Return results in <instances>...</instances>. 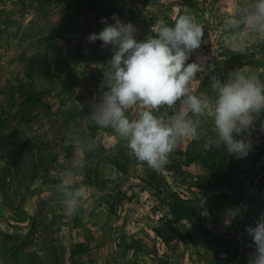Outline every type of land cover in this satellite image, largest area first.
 Instances as JSON below:
<instances>
[{"label": "rangeland", "instance_id": "rangeland-1", "mask_svg": "<svg viewBox=\"0 0 264 264\" xmlns=\"http://www.w3.org/2000/svg\"><path fill=\"white\" fill-rule=\"evenodd\" d=\"M65 1L0 0V120L7 118L0 124V264H191L189 239L165 245L153 231L168 207L160 201L165 193L158 197L140 179L144 164L134 161L114 133L89 130L83 117L90 111L85 102L99 95L103 70L111 57V46L102 48L100 40L92 43L86 37L103 28L101 17L114 21L106 8L99 15L92 11L68 14ZM111 6L131 10L119 18L137 27V39L154 35L160 17L169 24L180 14L200 21L205 42L191 60L207 57L196 81L201 92L211 95L213 75L224 79L240 67L264 79V41L250 42L244 54L227 46L224 21L231 13V0H113ZM53 27L60 35L48 39ZM13 99L22 103L12 106ZM72 127L97 143L92 163L97 174L92 176L105 178L107 185L100 190L84 181L85 171L78 175L84 189L82 205L69 216L54 186L74 154L84 155L68 139ZM204 127L208 136L202 143L210 146L211 120ZM251 139L258 148L247 155L243 176H249L240 181L243 196L236 195L239 202L231 207L218 195L220 188L188 187L194 176L205 171L198 162L183 165L189 172L186 175L165 167L161 170L173 189L199 200L204 223L220 236V251L229 243L231 250H238L240 264H247V255L254 250L248 247L252 240L246 226H254L264 213V131L253 130ZM189 141H181L176 150L185 149ZM261 147V155L253 158ZM121 150L133 158L126 174L110 162ZM24 237L29 238L25 247L16 249ZM79 242L80 252L71 257L70 245ZM14 249L17 252L12 253ZM194 249V264H204L217 252V245L202 237Z\"/></svg>", "mask_w": 264, "mask_h": 264}, {"label": "clouds", "instance_id": "clouds-1", "mask_svg": "<svg viewBox=\"0 0 264 264\" xmlns=\"http://www.w3.org/2000/svg\"><path fill=\"white\" fill-rule=\"evenodd\" d=\"M111 20L114 23L101 17L103 28L86 37L93 43L100 40L102 48L111 46L99 95L85 102L90 110L84 114L86 124L112 130L138 162L154 171L170 163V155L181 141L207 137L204 125L208 120L214 133L210 146L220 149L224 145L228 154L246 158L253 147L251 132L257 121L264 131V79L240 67L224 79L213 75L211 95L201 92L196 81L207 57L198 55L191 60V56L205 42L202 23L190 14L178 15L172 24L160 17L154 35L137 39L133 23L116 14ZM224 30L227 46L236 53L244 54L250 42L264 41V0H231ZM67 136L84 155L74 154L54 187L65 213L73 216L84 195L77 176L88 166L87 154L98 145L75 127ZM246 233L253 242L248 247L254 248L247 264H264V213L254 226H246Z\"/></svg>", "mask_w": 264, "mask_h": 264}, {"label": "trees", "instance_id": "trees-1", "mask_svg": "<svg viewBox=\"0 0 264 264\" xmlns=\"http://www.w3.org/2000/svg\"><path fill=\"white\" fill-rule=\"evenodd\" d=\"M112 1L113 0H66L65 6L67 13L74 15H86V13L89 11L99 15L101 14V10L106 8L105 12L107 14L111 16L112 14H116L118 17H122L124 15H128V11H131L126 7H122L120 9L113 8L111 6ZM173 22L174 20H170V24ZM57 35H60V30L57 27H53L50 33L47 35V38L53 39ZM32 67L33 64L29 68V73H31ZM21 103V101L17 102L15 99H13L11 105L14 106ZM10 116L11 114H8L7 117ZM261 118H264V113L261 114ZM6 119L7 118L1 119L0 124H4ZM88 129L93 131L98 130L99 128L88 125ZM255 129L261 131L259 128V121L256 122ZM102 130L112 132L110 129ZM80 133L82 136H86V134L83 132ZM212 134L214 133L212 132ZM203 139L204 137H201L199 140H190L185 149H178L174 151V156L170 155V163L166 165L165 168L166 170L172 171L176 175L177 173L178 175H186L189 174V172L183 168V165L198 162L201 166H203V168H205V171L194 176L195 179H192L191 182H189L188 187L197 186L199 188H220L222 191H220L218 195L224 198V204L226 207H231L239 202L240 198H236V195L243 196V188L241 187L240 183L249 176H243L245 170L244 162L248 160V156L246 158L237 159L226 152L224 145H221L220 149L211 146H205L202 143ZM252 148H258V146L256 147L253 145ZM103 149L104 148L101 147V152ZM100 150L98 153H101ZM262 150L263 149L261 147V149L253 156V158L256 159L259 157ZM96 155V152L87 154L86 159L88 160L89 164L85 169L84 181L93 184V186L101 190L107 185V180L105 178H99L97 175L94 177L92 176V173L94 172L97 174L96 170L93 171L92 168V163H94V158ZM181 157H183V160H181ZM130 161H133V158L121 150L120 153H115L110 162L121 173L126 174ZM134 161L137 160L135 159ZM8 169L9 168H6L5 171ZM241 176L242 178H240ZM140 177V179H142L148 187L155 190V193L158 197H160L162 193H165V196L160 198V201L166 203L168 211H166V213H164L159 218L160 223L153 227L155 235L159 237L165 245H170L174 240L178 241L181 239H189L192 243V248L187 252V257L190 263L194 264L197 262L195 257L197 251L194 249V246H196V242L202 237H206L215 242L217 245V249L215 250L217 252L212 257H210L208 261L204 260V264H226L228 260L234 261L237 259L239 254L238 250H231L229 248V243H226L224 249L221 248L220 251V247L222 245L220 236L214 233L204 223V216L202 213L204 206L200 204L197 198L184 196L181 191L173 189V187L166 180L165 176L162 174L161 170L154 171L148 169L147 166L144 165ZM252 178L253 177H251V179ZM225 188H228L232 192L229 193L226 190H223ZM106 199L108 200V198ZM7 223H9V221ZM12 225L16 226L14 223ZM3 234L5 237L12 238V234H8L6 232H3ZM26 238L29 239L28 237H24L16 249L18 247H25L27 242ZM81 245L82 243L80 242L75 246L70 245L69 252L71 257L73 254L80 252ZM10 251L12 253L17 252L15 249ZM252 251H250V253ZM130 264H135V262H131Z\"/></svg>", "mask_w": 264, "mask_h": 264}, {"label": "built area", "instance_id": "built-area-1", "mask_svg": "<svg viewBox=\"0 0 264 264\" xmlns=\"http://www.w3.org/2000/svg\"><path fill=\"white\" fill-rule=\"evenodd\" d=\"M96 42V41H95ZM94 42V43H95ZM93 43V42H92ZM160 239V238H159ZM161 240V239H160ZM230 264H239L238 260L231 261Z\"/></svg>", "mask_w": 264, "mask_h": 264}]
</instances>
